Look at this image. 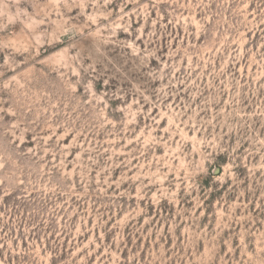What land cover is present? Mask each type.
I'll return each mask as SVG.
<instances>
[{"label": "rangeland", "instance_id": "obj_1", "mask_svg": "<svg viewBox=\"0 0 264 264\" xmlns=\"http://www.w3.org/2000/svg\"><path fill=\"white\" fill-rule=\"evenodd\" d=\"M0 264H264V0H0Z\"/></svg>", "mask_w": 264, "mask_h": 264}]
</instances>
